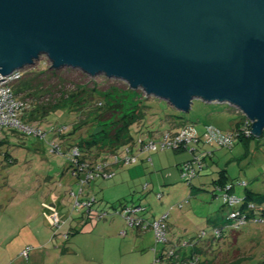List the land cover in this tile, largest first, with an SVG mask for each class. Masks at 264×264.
Returning a JSON list of instances; mask_svg holds the SVG:
<instances>
[{
    "label": "rangeland",
    "instance_id": "1",
    "mask_svg": "<svg viewBox=\"0 0 264 264\" xmlns=\"http://www.w3.org/2000/svg\"><path fill=\"white\" fill-rule=\"evenodd\" d=\"M50 67L48 58L41 56L23 70L34 68L43 72ZM62 69L79 73L70 74L73 78L84 74L78 69ZM87 78L103 90L100 96L109 94L113 99L127 96L120 99L125 103L126 113L138 114L143 108L144 131L138 136L159 139L162 133L187 128L202 138L195 146L198 153L206 151L212 155L205 160L201 177H196L191 185L181 179L178 167L192 159V152L165 150L139 152L138 164L119 167L112 179H97L81 186L72 175L69 158L72 149L57 138L61 151L54 153L49 142L56 135L55 127L66 126L63 133L68 134L81 119L91 120L92 117L86 118L84 112L76 111L56 113L49 121L36 123L47 132L45 140L11 129L1 130L0 240L15 224L20 227L16 237L7 242L15 244L11 256L17 255L16 247L22 250V240L24 248L44 240L48 245L45 248L51 253L49 262L60 256L64 264H190L193 256L198 259L197 264H264V222H249L237 232L226 228L222 238L214 239L215 220L212 219L216 215L218 229L229 223L230 210L226 209L222 197L213 195L215 182L234 184L238 195L249 193L252 202L264 208V133L258 138L236 140L232 148L219 147L208 142L205 129L214 126L228 133L233 123H242L246 116L234 106L194 99L189 112H180L165 100L148 97L142 89L132 92L129 84L121 80L109 79L103 74L94 78L87 75ZM100 131L101 127L96 133ZM239 183H247V187ZM93 199L96 201L93 215L88 214V207L77 205V202ZM124 204L143 209L141 216L145 223L169 213L170 242L157 243L152 228L138 231L131 227L116 213ZM180 204H183L182 209ZM54 213L59 216V226L51 219ZM85 213L91 222L86 226L85 219L80 222ZM95 213L108 214L103 219L97 218ZM202 232L207 233L204 238L200 236ZM185 243L188 246H184ZM57 245L62 248L58 249ZM65 247L73 252L63 254ZM172 249H175L174 256L170 257L172 263L164 262L167 257L162 262L161 254ZM18 258L28 264L22 257Z\"/></svg>",
    "mask_w": 264,
    "mask_h": 264
},
{
    "label": "water",
    "instance_id": "2",
    "mask_svg": "<svg viewBox=\"0 0 264 264\" xmlns=\"http://www.w3.org/2000/svg\"><path fill=\"white\" fill-rule=\"evenodd\" d=\"M41 56L180 112L230 104L264 133V0H0V76Z\"/></svg>",
    "mask_w": 264,
    "mask_h": 264
},
{
    "label": "built area",
    "instance_id": "3",
    "mask_svg": "<svg viewBox=\"0 0 264 264\" xmlns=\"http://www.w3.org/2000/svg\"><path fill=\"white\" fill-rule=\"evenodd\" d=\"M23 75L24 70H20L6 77L0 76V131L3 129H15L27 136L45 140L47 138V132L44 131L42 127L25 121V115L29 109V105L18 97L14 91V84L19 81ZM242 127V131L246 133V137H252V122L248 118H244ZM63 129H65V127L59 130V132L61 133ZM135 132L132 134L133 140L131 143L117 149L108 160L99 162L95 165L88 162H80V149L74 147L70 156V162L73 164L72 175L77 179L80 185L84 186L96 179H112L115 176L116 168L137 164V153L139 152L150 153L165 150H185L192 152V159L179 166L181 179L186 184L191 185L193 180L205 168V160L212 155V152L206 151L198 153L195 146L200 144L202 138L197 133H191L187 128H182L177 132L169 131L162 133L159 139H152V137L149 136H138L137 129ZM205 132L208 135V142L210 144H216L219 147L225 148H232L240 133L237 131L223 133L214 126L206 127ZM49 143L52 152L59 153L61 151V147L55 143L54 140ZM238 185L243 188L247 187V183H239ZM234 189V184L214 185L215 197H222L225 206L230 210L227 217L229 223L226 225V228L232 231H238L249 222H264V208L262 206L259 207L252 201H248L246 196L238 195L235 193ZM158 197L161 199L163 195L160 194ZM94 200L95 199L88 200L85 201V203L77 202V205L88 207V214L93 215L94 211L92 207ZM179 208L182 209L183 204H180ZM143 211L144 210L140 207L126 206L122 211L116 213L122 215L126 222L133 228L141 231H146L149 228L154 229L157 243L168 244L170 242L168 239L169 227L167 223L169 213L152 223H145V220L140 217ZM95 216L97 218H104L107 216V213H99ZM51 219L55 225H60L57 213H54ZM213 233L214 239L222 237L221 229H215ZM206 235V232H202L200 236L204 238ZM184 246H188L187 243H185ZM29 251V248L25 249L22 255L28 258ZM167 254L168 258L174 256L175 249L169 250ZM197 262L198 259L196 258L191 260L192 264H196Z\"/></svg>",
    "mask_w": 264,
    "mask_h": 264
},
{
    "label": "trees",
    "instance_id": "4",
    "mask_svg": "<svg viewBox=\"0 0 264 264\" xmlns=\"http://www.w3.org/2000/svg\"><path fill=\"white\" fill-rule=\"evenodd\" d=\"M70 74L78 75L79 73L73 70L55 69L52 67L43 72L31 68L28 71H24L23 77L14 84V91L18 97L29 105V109L25 115V121H27V123L41 124L42 122H47L52 115L61 111H67L69 113L73 111L79 113L84 112V117H92L91 120L84 121L80 118V122L73 125L72 130L68 134H64L63 131L61 133L59 132V130L64 127L66 128V126L62 125L59 126V128L55 127L56 135L53 140L57 143L58 138L61 142H65L68 149L78 147L81 153L80 162H88L95 165L99 162L108 160L117 149L131 143L133 140L132 134H134L137 127V134L143 133L144 123H141L143 121V108L140 109L138 114H135V112L126 113L125 103L121 100L127 99V96L124 98L117 96L114 99L112 96L109 97V94L100 96V91L103 92V90L98 88V85L94 81L88 80L85 73L81 76H77V78H73V75L70 76ZM82 77L86 79H82ZM132 90V92L136 91L134 89ZM137 107H139L138 104ZM116 117L117 119L113 120ZM242 126L243 122L234 130L240 132L237 140L253 138L246 137V133L242 131ZM100 127L101 131L97 134L96 130ZM42 128L44 129V127ZM83 129L85 133H80ZM11 130L27 136L18 130ZM57 144L60 146V143ZM183 151L184 150H180L177 152ZM71 167L73 169L72 163ZM215 184L225 185L226 183L220 181L215 182ZM245 196L248 201L253 200L251 194L248 193ZM94 204H96L95 200L93 202V207ZM126 206L129 205H121L120 209H117L118 207L114 208L115 210L117 209L116 212H118L122 211ZM106 217L103 219H106ZM140 217L142 218L141 214ZM215 229L218 228L215 226ZM224 229H226V226L221 228L222 237ZM164 257H167V261L162 260ZM195 258L196 257L193 256L190 260ZM160 260L165 263H172L170 258H168V254L165 253L161 254ZM190 264H192L191 261Z\"/></svg>",
    "mask_w": 264,
    "mask_h": 264
},
{
    "label": "crops",
    "instance_id": "5",
    "mask_svg": "<svg viewBox=\"0 0 264 264\" xmlns=\"http://www.w3.org/2000/svg\"><path fill=\"white\" fill-rule=\"evenodd\" d=\"M239 125H241V123L239 124V122L233 123L231 131H234L235 129H237L239 127ZM150 160H152V159L150 158ZM189 160H191V159H189ZM118 168H116V170H115L116 171L115 175L119 171ZM178 169H179V167H178ZM201 175L202 174L200 173L197 177H201ZM214 185H215V183H214ZM234 191H235V189H234ZM235 193H236V191H235ZM53 208H55V207H53ZM226 209H229V208L226 207ZM80 219H81L80 222L84 221V219H85V221H84L85 225L84 226H86L88 223H91L90 220H88V217L86 216V213L84 214V216L82 215V217ZM212 219L215 220V221H213L214 222L213 224L216 226V223H217L216 215ZM19 229H20L19 224L18 225L15 224V226L13 228L9 229L6 232V234H4V239H2V241L0 240V249H1V252H0V264H24V262L21 259H19L18 257H22L25 261H27L28 264H64L63 263L64 262L63 261V257H60V256H58V260H56L54 262H49L48 259L50 258L51 253L45 248V246L47 244L45 243L46 241H44V240L38 241L39 243H37L35 246H32V247H30V245H26L30 249L28 258H25L22 255V252L25 249H28V248H24L25 246L23 247L24 240H22L21 243H20V247H22V250L20 251L19 247H16L15 250L17 251V255L15 254L16 256L13 258L11 256L10 251H14L13 245H15V244H13V242H9L11 244H8L7 242L11 241L12 240L11 238H15L16 237L17 232L19 231ZM136 230H138V229H136ZM82 231L85 232V228ZM138 231H140V230H138ZM20 232H22V230H20ZM26 244H28V242H26ZM57 248L58 249L62 248V246L57 245ZM19 251H20V255H18ZM71 252H73L72 249L65 247L64 251H63V254L64 253H71ZM65 264H67V263H65Z\"/></svg>",
    "mask_w": 264,
    "mask_h": 264
}]
</instances>
